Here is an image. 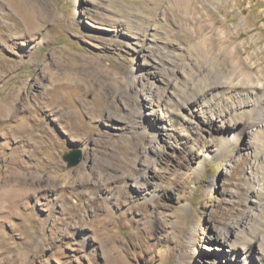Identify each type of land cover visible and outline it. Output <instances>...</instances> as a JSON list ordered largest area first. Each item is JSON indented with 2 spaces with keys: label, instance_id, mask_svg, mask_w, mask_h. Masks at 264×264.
<instances>
[{
  "label": "rangeland",
  "instance_id": "rangeland-1",
  "mask_svg": "<svg viewBox=\"0 0 264 264\" xmlns=\"http://www.w3.org/2000/svg\"><path fill=\"white\" fill-rule=\"evenodd\" d=\"M16 1L36 11L33 35L17 37L28 17ZM206 24L223 35L218 68L264 83V0H0V192L15 169L28 189L0 194V264L264 260L260 114L227 118L240 96L214 90L163 128L137 99L171 67L216 61Z\"/></svg>",
  "mask_w": 264,
  "mask_h": 264
},
{
  "label": "bare ground",
  "instance_id": "bare-ground-1",
  "mask_svg": "<svg viewBox=\"0 0 264 264\" xmlns=\"http://www.w3.org/2000/svg\"><path fill=\"white\" fill-rule=\"evenodd\" d=\"M16 3H18L17 6L19 7L18 8L19 11H21V13L24 16L28 17L27 24L24 26V28H18L15 31L17 37L20 36L24 38L27 35H31V34L33 35L34 31L37 30V26L39 24L37 23L38 17H37V13H35L36 11L35 12L29 11L26 7L22 6L18 1H16ZM9 15L14 20L17 19L16 18L17 14L15 15L14 13H10ZM209 28H210L209 24H206L201 28V37H202V41L204 40V43L205 42L210 43L211 41V46L216 47V50L212 52L213 57H211L212 58L211 61L213 60H216V61L212 63L208 61L207 63L204 62V64L206 63V65H202L196 70L193 69L192 65H190L189 69L180 68L181 66L180 67L176 66L177 68L174 67L175 69L171 67L172 69L171 72L165 70V72H162V76L158 77L164 82V86H161V87L160 85L154 86V84L152 83L153 85H148V87L145 89L143 96L137 95L138 101L144 100L148 106H151L152 113L154 111L155 113H159L161 118L163 117L164 119V122L162 124L163 128H168V127H172L173 125H175L174 124L175 119L177 117L183 118V115H182L183 112H187L189 109L191 112H193L192 110L196 109L195 106L192 107V105L195 104V102L198 103L200 107L201 96L205 95L206 93L212 92L214 90H221V91L228 92L230 94L233 93L234 94L233 96H240L239 98L240 102H239V105L235 107L236 109L232 111H227L223 114V115L228 116L227 118H230L231 120L241 121L243 119V116L249 117L251 112L256 111L260 114L259 122H262V123L264 122V83H262L259 78H257V80H254L252 78V76L248 72L250 68L249 66H246V69L242 70V67H239L240 66L239 64H237L239 65L237 66L235 63H233L232 70L227 69L228 72H225L224 70H221L220 68H218L217 60L220 57H219L218 48H217L219 44H217L216 41L218 40L220 42L221 39H223V35L221 34L220 31H217L216 33H214L213 31L212 33L210 32ZM182 31L183 30H181V32L176 31L175 36L173 38H171L170 36H169L170 38L166 37L167 43L169 45H176L178 41L180 42L182 39L181 33H185ZM188 64H191V63L188 62ZM177 71H180V75L177 74ZM69 77L70 76L66 75L65 80L68 82H71L72 78H69ZM117 78L118 77L109 76L108 80L112 81L111 83L118 80L119 84H116L115 88H117L118 90H121L123 87L122 86L123 82L127 81L126 80L127 77L122 76L119 79ZM181 79L184 83H180ZM69 84L71 83H68V86ZM63 85L65 86V84ZM75 87L77 88V84ZM244 97H247V99L242 101V98ZM66 106H68V104ZM102 109H106L105 105ZM116 109H114V112H117ZM60 110H62V108H60ZM60 110L58 109V111ZM101 111H102L101 108L100 109L98 108V109H94L91 112L95 116H98L100 115ZM114 112H108L107 115L104 117V119L110 122H112L113 119H118L120 115L118 113L115 114ZM172 116H176L174 121H172ZM208 121H210V119ZM120 127H123V126H120ZM143 129L145 131V128ZM240 132H243L242 128H240ZM57 172L58 171L55 170L54 171L55 175L51 177L53 178L52 186L59 185L62 180V178H59L60 174H58ZM21 174L22 173H20L19 170L15 169V170L10 171V173L3 178L4 181H3V185L1 188V192H0L3 198L9 194H13V195L22 194L21 196H23L24 194H27L28 189L25 188L27 184V181H26L27 179L24 178ZM249 243L247 244L249 245ZM263 252H264V249H263ZM259 258H260V264H264L263 256Z\"/></svg>",
  "mask_w": 264,
  "mask_h": 264
},
{
  "label": "water",
  "instance_id": "water-1",
  "mask_svg": "<svg viewBox=\"0 0 264 264\" xmlns=\"http://www.w3.org/2000/svg\"><path fill=\"white\" fill-rule=\"evenodd\" d=\"M63 159L67 162V166H74L80 160V153L78 151H72L71 153L64 155Z\"/></svg>",
  "mask_w": 264,
  "mask_h": 264
}]
</instances>
